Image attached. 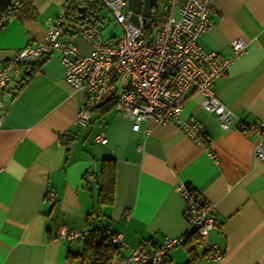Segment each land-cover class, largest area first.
Wrapping results in <instances>:
<instances>
[{"label":"crops","instance_id":"0c3cea01","mask_svg":"<svg viewBox=\"0 0 264 264\" xmlns=\"http://www.w3.org/2000/svg\"><path fill=\"white\" fill-rule=\"evenodd\" d=\"M31 2L32 11L13 12L0 29V67L17 49L42 39L63 4L69 9L68 0ZM213 5L210 27L198 39L202 50L229 58L237 38L246 48L212 85L238 119L236 125L222 129L200 105L198 92L182 104L181 117L198 120L209 136L204 145L173 120H145L134 131L128 119L113 107H101L102 102L86 126L77 125L84 94L65 82L57 53L10 74L1 94L0 264H83L67 257L81 253L82 240H66L61 228L71 232L70 238L86 228L104 159L113 160L115 169L112 203L102 205V223L123 241L111 264H125L130 248L149 239L184 236L185 185L214 207L207 242L217 257L195 241L171 249V263L264 264V163L254 156L255 137L240 127L264 121V0H213ZM67 15L60 23L63 37L88 52L90 44L79 35L88 22H73ZM99 133L105 143L96 139Z\"/></svg>","mask_w":264,"mask_h":264},{"label":"built area","instance_id":"2783aa9c","mask_svg":"<svg viewBox=\"0 0 264 264\" xmlns=\"http://www.w3.org/2000/svg\"><path fill=\"white\" fill-rule=\"evenodd\" d=\"M99 1L111 12L123 34L118 38L112 36L105 39L97 22L86 24L79 28V35L88 41L91 50L81 53L74 41L63 37L60 23L68 13L67 5L63 4L57 21L47 27L45 36L35 44L17 49L0 67V127L5 116L1 94L10 74L54 53L63 65L65 82L84 94L75 115V123L79 126L90 122L91 112L111 93L113 87V108L131 122L134 131L145 120L158 124L173 120L193 142L206 144L209 136L200 122L180 115L183 102L192 92L201 95L200 105L217 117L222 129L228 130L236 125L238 119L215 96L212 85L225 74L231 61L245 51L246 43L242 38L234 39L229 58L221 57L214 51L202 50L198 39L210 27V14L215 11L213 0H163L153 8L149 19L144 23L139 20L138 26L129 20L131 11L126 0ZM17 5L18 0H11L0 11V29ZM150 21L153 25L146 34L144 28ZM240 127L255 137L254 156L264 163V121L246 126L241 124ZM96 139L106 142L102 133ZM182 195L187 203L185 233L195 232L201 246L211 251V257H217L216 250L207 242L208 231L215 224L213 205L187 185L183 186ZM68 232L61 228V234L70 239L71 232ZM181 239L167 238L152 253L148 244L130 248L123 262L161 264L162 253ZM112 241L123 244L119 235Z\"/></svg>","mask_w":264,"mask_h":264},{"label":"trees","instance_id":"16d2710c","mask_svg":"<svg viewBox=\"0 0 264 264\" xmlns=\"http://www.w3.org/2000/svg\"><path fill=\"white\" fill-rule=\"evenodd\" d=\"M69 1V9H68V17L73 22H79L82 19L87 18V13H90V7L95 1L93 0H68ZM163 0H158V4H160ZM3 9V8H2ZM1 9V10H2ZM32 11V2L31 0H18L17 7L13 10V12H21L23 15H27ZM92 14V13H91ZM84 20V21H85ZM86 23V22H85ZM94 23L93 21L88 22ZM153 22L150 21L145 26V33L148 34L151 30ZM111 97L101 104V107L104 108H112L115 103V90L111 92ZM100 106V105H99ZM98 106V107H99ZM104 110V109H103ZM114 166L115 163L111 159H104L100 165L99 169V177L100 183L97 190V197L95 202V208L91 211L86 219L87 226L84 229L85 233L81 234L77 237H73L66 240L72 239H81L83 242V247L81 253H69L67 255L68 258H79L82 260L83 264H111L112 260L117 257L119 254L120 248L123 244L118 245L114 243L112 239L117 235L112 232L109 225L106 223H102V213L101 208L102 205L111 204L113 198V184H114ZM189 186V185H187ZM68 230V229H67ZM186 236V237H185ZM198 235L194 233L186 234L182 237L181 241H178L173 247L165 250L162 253V262L161 264H173L168 258V252L173 249L175 246L186 245L196 241L197 244H201ZM162 242H156L151 239L145 241L141 246L148 244L149 252H154L156 249L160 247ZM140 247V246H139ZM207 251V250H206ZM188 253L190 254L189 262H193L196 259L194 255L193 247H189ZM128 256V255H127ZM126 257V256H125Z\"/></svg>","mask_w":264,"mask_h":264},{"label":"rangeland","instance_id":"374dc122","mask_svg":"<svg viewBox=\"0 0 264 264\" xmlns=\"http://www.w3.org/2000/svg\"><path fill=\"white\" fill-rule=\"evenodd\" d=\"M93 1L95 3L89 8L90 13H87L86 21L97 22L100 26V32L105 39H109L112 36H115V38L120 37L123 34L122 28L115 23L113 15L108 8L99 0Z\"/></svg>","mask_w":264,"mask_h":264},{"label":"water","instance_id":"95a60500","mask_svg":"<svg viewBox=\"0 0 264 264\" xmlns=\"http://www.w3.org/2000/svg\"><path fill=\"white\" fill-rule=\"evenodd\" d=\"M127 7L131 11L129 20L136 26L139 20L143 23L151 17L153 8L158 5V0H126ZM11 0H0V11L9 5Z\"/></svg>","mask_w":264,"mask_h":264},{"label":"bare ground","instance_id":"6f19581e","mask_svg":"<svg viewBox=\"0 0 264 264\" xmlns=\"http://www.w3.org/2000/svg\"><path fill=\"white\" fill-rule=\"evenodd\" d=\"M90 50H91V46H90ZM90 50H89V51H90ZM89 51H88V52H89ZM88 52H86V53H88ZM81 53H82V52H81Z\"/></svg>","mask_w":264,"mask_h":264}]
</instances>
